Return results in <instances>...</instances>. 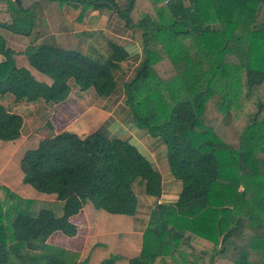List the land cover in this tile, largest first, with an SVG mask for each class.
<instances>
[{
  "label": "trees",
  "instance_id": "1",
  "mask_svg": "<svg viewBox=\"0 0 264 264\" xmlns=\"http://www.w3.org/2000/svg\"><path fill=\"white\" fill-rule=\"evenodd\" d=\"M6 1L11 23H0V29L28 37L33 6ZM47 1L109 8L127 28L142 31L143 57L133 77L122 83L124 102L134 126L165 146L180 191L175 202H155L141 250L128 264H153L158 257L168 264H221L229 255L227 247H236L233 238L243 243L229 257L232 264H253L251 251L260 241L264 244V223L249 228L252 235L245 237L244 225L253 217L228 206L244 192H238L237 184L220 186L225 175L221 161L220 182L215 183L220 150L232 170L249 169L248 174L258 170L254 153L264 152V17L253 26L232 19L236 7L256 17L264 0H127L122 9L115 0ZM234 41L248 46L246 63L224 62L227 45ZM0 53V96L11 94L14 103H63L71 82L80 92L92 89L98 97H110L117 88L114 72L128 58L115 44L104 60L48 42L15 51L1 35ZM242 93L244 99L255 97L251 108L240 105ZM231 111L233 123L242 129L237 149L213 139L223 115ZM238 113L243 114L241 123ZM22 125L20 114L0 104V141H17ZM75 125L39 139L19 159L21 183L39 198L54 197L53 202L42 204L1 188L0 264H88L89 251L80 256L58 249L52 254L48 239L55 232L75 236L77 225L70 219L87 204L106 215L133 216L139 204L136 184L147 197H161V174L136 146L98 129L81 136ZM119 259L111 255L100 264Z\"/></svg>",
  "mask_w": 264,
  "mask_h": 264
},
{
  "label": "rangeland",
  "instance_id": "2",
  "mask_svg": "<svg viewBox=\"0 0 264 264\" xmlns=\"http://www.w3.org/2000/svg\"><path fill=\"white\" fill-rule=\"evenodd\" d=\"M39 4L41 6V9H44V0L40 1H34V0H20L19 3L23 5L24 8H28L29 6L31 7L30 14L32 16V23H33V28L31 30V33L28 37L25 36H16L13 35L12 33L8 32L7 30L1 28L0 29V35L3 37L6 47L13 48L15 51H22L24 48L31 43H42L46 42L48 36L43 34L47 30V32L53 31L54 33L58 32L57 27L53 26L51 28L48 23V17L50 15H53L54 20H58L56 18L55 13L56 10L52 11L48 9V11L45 13H42L41 19H38V13H34L35 11L39 10V6L35 5ZM55 6V5H51ZM50 10V11H49ZM100 12V11H99ZM104 12V11H103ZM48 16V17H47ZM36 17V19H35ZM264 17V6L260 8V12L254 17V23L255 22H262ZM11 13L9 11L8 3L6 0H0V23H11ZM50 18V17H49ZM45 23L46 30L40 29L38 27V23ZM36 25V26H35ZM39 33L43 35H39ZM14 36V37H13ZM11 38L13 40L11 41ZM50 42V41H47ZM53 45H60L58 43H55ZM241 46L236 47L234 45L230 46L232 52L229 50V54H227L224 57V62L229 63V64H239L240 62L246 63L248 61V46L246 45V48H240ZM229 49V47H228ZM21 64L27 65L26 60L24 57L19 58ZM135 69L130 73L129 77L127 78V81H129L133 75H134ZM71 84V91L70 94L75 95L79 99L83 100L85 99L86 101L91 102V99L93 98V103L94 99L98 96L92 91V89L89 92H92L93 96L90 93H81L78 88L74 85ZM121 96H124L122 92V88L119 89L118 91ZM125 100V98H124ZM241 102V106H246V107H252L251 103L254 102L255 97L251 96L250 99H244L243 93L240 95L239 98ZM76 102V99L71 97V100L69 99L68 103ZM0 104L5 107V109L8 112L11 113H17L20 114L23 118V125L21 128V137L15 141V142H2L0 141V176L2 179H0V196L1 198L4 197L5 192L2 191L1 188L5 187L12 192H17V194L21 197H26V198H32V199H37L40 200L42 204L44 203H50L54 201V197L49 196L46 198H39L37 196L38 193L33 190L30 186L25 185L21 183L20 178L18 177V174L16 171L19 172V159L21 154H23L24 150L26 149H32L36 146L37 141L41 138L44 137H50L51 135L57 134L60 132V130H65L72 126L71 121L74 119V117L77 116V111L83 109L85 112L86 110V105L84 103H81L80 106L77 104H45L43 100L38 99L34 102H26L24 100H21L20 102L14 103L13 102V96L11 94H5L0 96ZM69 105V106H68ZM66 106L69 108L66 111H72V116L71 119L67 120L66 123H62L61 120V115L63 110H65ZM126 107V106H125ZM127 108V107H126ZM78 109V110H77ZM233 112L231 111V114L229 115H223V119H226L225 125L222 123V120L219 123V127L216 129L215 134L216 137L214 136L213 139H218L220 142L231 145L235 149L238 148L239 146V135L242 129H237L235 124L233 123L235 120H233ZM59 116V117H58ZM232 116V117H231ZM225 118V119H224ZM237 120L241 123L243 121V114L237 115ZM86 122V121H85ZM61 124L60 127H58ZM239 126V125H238ZM81 128L84 127L83 129H77V131L81 134L84 135L83 132L88 133L89 131H92L94 128H91L92 126L89 125H83L81 124ZM59 129V130H58ZM76 129V128H74ZM92 129V130H89ZM58 131V132H57ZM202 139H198L197 143L202 141ZM234 149V151H236ZM228 151V150H226ZM263 150L258 149L254 153V157L257 160V169L256 173H250V170L245 169L243 172L240 168H238L236 171L231 169L230 163L225 160L226 156L224 151L220 150L218 152V161H219V178L217 179L216 184L220 182V173L222 166L220 164V161L222 162L224 166V171L225 175L224 178L221 179L220 186H227L229 184L231 185H236L238 192H244L242 196H238L233 200V204H228L229 207L233 205L232 207L239 211L244 217L246 216H252L253 219L251 221H247L246 225H244V229H247L245 233L246 236H251L252 231L250 230L251 228H254L255 225L257 224H263L264 223V152ZM220 159V160H219ZM247 172V173H246ZM20 174V172H19ZM3 183V184H1ZM167 184V183H166ZM137 187V186H136ZM172 187V190L170 189V192H167L168 187H165V194L162 197V201H176L178 193L180 191V187L178 183H174ZM138 188H135V191L139 197L140 202H142L143 206V211L139 213L140 216H148V220L150 218V212L154 208L155 203L154 199L151 201L149 200L145 195L138 194L137 192ZM27 195H26V194ZM144 194V193H143ZM167 195V196H166ZM143 198L146 199L143 202ZM157 203V202H156ZM150 206L149 212L145 213L146 209L144 207ZM122 219H121V218ZM83 218V220L81 219ZM86 218L88 219V223L86 221ZM74 223L78 225V232L75 236L68 237L63 235L61 232H55L54 233V239L53 241L56 242L59 245H71L74 250H66L69 255L77 253L81 256L82 250V245L86 240H88L89 249L92 248L94 244H98L97 241L100 242H105L106 246L111 247V254H121L124 259L120 264H128V258L129 257H134L138 253V249L141 248L142 245V237L143 233L145 230V227L142 229L140 228V233H135L136 235H132V241L133 244L137 247V250L134 251L132 248H128L127 246L124 247L123 250L120 248L125 245L124 243V236L121 234H124V232L127 233H133L130 231L129 225H131L130 219L128 217H122V216H113V215H106L103 214L101 211L95 210L91 205L87 204L77 215L74 216ZM147 220V223H148ZM82 221H84V224ZM127 225V228H126ZM129 227V228H128ZM250 228V229H249ZM129 230V231H128ZM262 240V239H261ZM243 241L238 238H233V244L237 247H232L229 245L227 247V250L229 251V255L227 256V259H223L220 261L221 264H232L231 260L229 257H231L234 253L238 252V249L241 248ZM183 245V244H182ZM139 247V248H138ZM196 247V246H195ZM58 249L56 248V251H51L52 254H58ZM80 250L78 252L77 250ZM234 249V250H233ZM55 250V248H54ZM76 250V251H75ZM86 250V251H87ZM92 250V249H91ZM108 249L106 250H101L98 249L97 254H101L102 257L107 258L108 256ZM251 257L250 261L253 264H264V244L262 241L257 243L256 249L251 251ZM134 255V256H133ZM159 263V262H158ZM165 264H168V259H166Z\"/></svg>",
  "mask_w": 264,
  "mask_h": 264
},
{
  "label": "crops",
  "instance_id": "3",
  "mask_svg": "<svg viewBox=\"0 0 264 264\" xmlns=\"http://www.w3.org/2000/svg\"><path fill=\"white\" fill-rule=\"evenodd\" d=\"M34 1L36 2L40 0H34ZM44 1H45L44 9H41V6L39 4H35L33 2L35 5L40 7L38 11L34 12L35 14L36 12H39L37 16L38 19H41L39 17H41L42 13L46 14L48 9L52 11L56 10L55 16L56 18H58V20L56 21V19L54 20L53 15H50L49 16L50 18L47 16L49 20L48 26H50L51 28H53V26L57 27L58 32L56 33L50 30L49 32H47L46 29H48V27L46 28V24L44 22L38 23L39 24L38 27H40V29L46 30L45 32H43V34L46 33L45 35L48 36L47 38H44L47 39V41H50L48 43L51 44L58 43L60 44L59 47L65 49H72L91 58L100 59V60H104L109 55L111 44L121 46L128 53V58L125 61L121 62L119 68L116 69L114 72L115 80L117 82V88L112 96L104 97V98L96 97L94 99V103L92 98L91 102L89 103V101H86L85 99L81 100L75 95L70 94L67 100L63 102V105L77 104V106L78 105L80 106L81 103H84L86 105L87 108L85 112L83 111V109L82 111L77 109L78 110L77 116L74 117V119L71 121L72 125L76 122V125L74 126V128H76L75 129L76 131L77 129L81 130L84 128V127L82 128L80 127L81 124H83L84 126L89 125L92 126L91 128H94L93 130L92 129L89 130L92 131L97 129L101 130L111 137H118L123 140H127L130 143H132L134 146H136L149 159L153 167L160 172L162 177L163 189H162L161 197L158 200L155 199L153 200V198L147 197L145 194H143L144 193L143 188L139 184H136L134 189L138 188L137 190L138 194L145 195L149 200L152 199L154 203L155 202L168 203L166 200L165 201L161 200L162 197L165 194H167L165 193L166 192L165 187H168L167 192L168 191L170 192V189L172 190L171 186H173L174 183H178L179 187H180V183L177 180H175L170 174L165 146L162 144L160 140L149 137L144 131L137 129L134 126L130 112L125 107L124 96H121L120 93L118 92L119 89L122 88V83L127 81V78L129 77L130 73H132V71L138 66V64L142 60L143 57L142 31L140 29L127 28L125 26V21L118 15V13L109 8L94 10L87 4H75L67 1H58V2H49L47 0ZM115 1L120 9L124 8V6L127 3V0H115ZM51 5H55V6H51ZM254 17H255V12L250 11L248 9H244L242 7H236L232 15V19L235 22L245 24L248 26H253ZM43 34L39 33L40 36ZM12 40L13 38H11V41ZM232 45L238 48L239 46H241L240 48H244V47L246 48V45L243 44L242 42L239 41L230 42L228 43L227 46L229 47V50L231 52L232 50L230 46ZM2 60H3V55L0 53V61ZM89 91L88 90L84 91V93L87 94L90 93L93 96L92 92ZM71 97L76 99V102L73 101V103L72 102L68 103L69 99L71 100ZM68 109L69 108L66 106L65 110H63L65 112H63L61 115L62 123H66V121L71 119L72 116L75 114V113L72 114V111L69 112L66 111ZM60 126L61 124L58 127ZM61 131L63 130H60V132ZM90 132L91 131H89L88 133ZM83 133L85 135V132ZM78 134L81 135L79 132ZM0 179H2L1 176ZM144 200L146 201V199L143 198V202ZM170 202H175V201L173 200ZM149 207L150 206L144 207V209H146L145 213L149 212L150 209ZM142 208H143L142 202H140L139 200L137 212L133 216L128 217V219H130L131 221V225H129V227H131L130 231H132L133 233L124 232V234H121L125 237L124 238L125 245L120 248L121 250H123L125 246H127L128 248H132L134 251L137 250V247L135 246V244H133L132 235H136L135 233L138 232L140 233V228L143 229L144 227H146L148 220V216L143 217L139 215V213L143 211ZM122 217H126V216H122ZM73 219L74 216L71 217L70 219L71 222L74 223ZM81 219L83 220V218ZM86 221L88 223L87 218ZM82 222L84 223V221ZM78 230L79 229L77 225V232ZM53 237H54V233L47 241L50 252L56 251V248L65 251L74 250V248H72L71 245L57 244L56 242L53 241L54 239ZM97 243L98 244H94L92 246L91 248L92 250L91 249L87 250L89 249V245H87L88 240H86V242H84L82 245V250L83 247L84 250L81 252V255L86 250L90 252L88 264H100L102 260L109 258L111 255H115V254H111L112 253L111 247L106 246L105 242L97 241ZM98 249L101 250L108 249L107 258L102 257L101 254H97ZM140 250L141 248L138 249V253H136L137 255L139 254ZM77 251L80 252L79 249ZM115 256H120V259L116 261L115 264H120L124 259V257L121 254ZM130 258L132 257H129L128 261ZM165 260L166 259L163 260L158 257L156 258L153 264H165Z\"/></svg>",
  "mask_w": 264,
  "mask_h": 264
},
{
  "label": "water",
  "instance_id": "4",
  "mask_svg": "<svg viewBox=\"0 0 264 264\" xmlns=\"http://www.w3.org/2000/svg\"><path fill=\"white\" fill-rule=\"evenodd\" d=\"M16 4H18L20 2V0H13Z\"/></svg>",
  "mask_w": 264,
  "mask_h": 264
}]
</instances>
